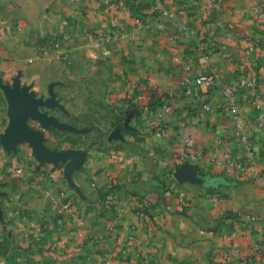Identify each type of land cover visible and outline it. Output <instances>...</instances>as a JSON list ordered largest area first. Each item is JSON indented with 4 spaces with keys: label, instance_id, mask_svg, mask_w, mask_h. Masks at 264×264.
<instances>
[{
    "label": "crops",
    "instance_id": "crops-1",
    "mask_svg": "<svg viewBox=\"0 0 264 264\" xmlns=\"http://www.w3.org/2000/svg\"><path fill=\"white\" fill-rule=\"evenodd\" d=\"M199 45L222 82L189 92L207 70ZM67 62L93 69L105 104L133 94L139 114L104 143L58 146L71 127L32 114L28 131L12 127L0 86V264H264V0H0V81L74 127L52 109L67 107L56 97ZM226 85L237 86L253 158ZM31 132L39 155L64 158L41 162ZM186 136L203 156L181 157ZM226 152L236 166L213 161ZM187 160L196 181L175 177Z\"/></svg>",
    "mask_w": 264,
    "mask_h": 264
},
{
    "label": "rangeland",
    "instance_id": "rangeland-1",
    "mask_svg": "<svg viewBox=\"0 0 264 264\" xmlns=\"http://www.w3.org/2000/svg\"><path fill=\"white\" fill-rule=\"evenodd\" d=\"M43 48H37L36 54L28 57V62L31 64L36 62L42 55L40 53L43 51ZM66 68L70 70L63 80L66 87L56 97L58 99H62V97L66 99L67 107L60 104L55 105L52 109L55 115L60 114L63 119L66 117L75 119L74 127L66 122L64 124L71 127L70 129L74 131L76 136L58 140V146L64 144L67 146L86 147L92 141L104 143L107 140L109 132L119 130L121 127L131 126V117H134L139 112V103L135 101L133 94L125 98L127 99L126 101L123 99L119 100L113 96L110 101L106 100V104H109L106 105L104 103L103 91L98 89L97 86L99 77L92 73L93 69L89 68L87 63L76 64L72 67V63L67 62ZM72 70L74 74L71 73ZM88 128L95 129L93 131L94 134L91 133V138L86 136ZM114 134L116 135V133ZM41 164L33 169H40ZM31 178L38 180V176L33 174Z\"/></svg>",
    "mask_w": 264,
    "mask_h": 264
},
{
    "label": "built area",
    "instance_id": "built-area-1",
    "mask_svg": "<svg viewBox=\"0 0 264 264\" xmlns=\"http://www.w3.org/2000/svg\"><path fill=\"white\" fill-rule=\"evenodd\" d=\"M164 14H168V12H164ZM198 51L200 52V56L204 59L206 63L207 70L200 74L198 77L195 78L194 82H189V92H194V86L202 85V84H210V85H218L221 84L222 78L221 74L219 72L218 67L213 61L211 52L209 50V45H199ZM240 84L242 86H255L257 84V78H253L252 80H246L242 79L240 81ZM236 91L237 86L236 85H226L223 87V93L226 96L227 100V110H229L232 114V119L234 122V127L236 130L237 135L239 138L243 140V142L246 145V148L249 151V156L253 158L254 156V149L251 144L247 141V128L249 127V122L244 119L240 107L238 104V101L236 100ZM258 107H261L260 104L257 105ZM168 107V106H167ZM193 140L190 137L184 138V150L181 153V157L186 158H198L203 156V151L201 150H193ZM227 159L223 161L219 157L213 158V161L220 166L221 168H230L236 166V162L232 160L230 157V153L226 152ZM255 216H249L248 220H255Z\"/></svg>",
    "mask_w": 264,
    "mask_h": 264
},
{
    "label": "water",
    "instance_id": "water-1",
    "mask_svg": "<svg viewBox=\"0 0 264 264\" xmlns=\"http://www.w3.org/2000/svg\"><path fill=\"white\" fill-rule=\"evenodd\" d=\"M0 86H2V88L5 90L6 96L11 104L12 127L23 131H28L27 124L25 122V116L27 114L41 116L45 122L50 121L55 125L66 126L65 124L54 121L52 118H47L45 115H42L36 108L37 104L42 103V101L35 99L32 94L27 93L26 89H22L19 82H16L13 86H11L9 84H3L2 81H0ZM49 104L54 105L55 103L49 102ZM28 135L34 147V151L36 152L37 157L41 160V162L47 161L57 163L66 155V152L61 154L53 153L47 155H39L38 152L40 151V144L38 138L35 137V134L33 132H31L30 134L28 133ZM193 166L194 161L187 160L177 168L175 177L181 182L186 180L196 181V178L192 173Z\"/></svg>",
    "mask_w": 264,
    "mask_h": 264
}]
</instances>
